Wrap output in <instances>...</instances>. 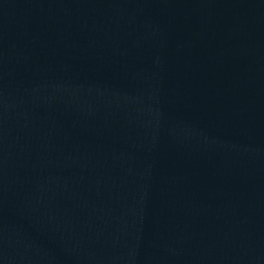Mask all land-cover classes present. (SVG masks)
Returning <instances> with one entry per match:
<instances>
[{
	"label": "water",
	"instance_id": "water-1",
	"mask_svg": "<svg viewBox=\"0 0 264 264\" xmlns=\"http://www.w3.org/2000/svg\"><path fill=\"white\" fill-rule=\"evenodd\" d=\"M0 264H264V0H0Z\"/></svg>",
	"mask_w": 264,
	"mask_h": 264
}]
</instances>
